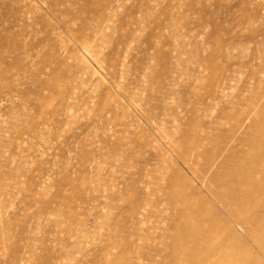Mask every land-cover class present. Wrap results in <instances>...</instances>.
<instances>
[{
    "label": "rangeland",
    "instance_id": "1",
    "mask_svg": "<svg viewBox=\"0 0 264 264\" xmlns=\"http://www.w3.org/2000/svg\"><path fill=\"white\" fill-rule=\"evenodd\" d=\"M259 154L264 0H0V264H180Z\"/></svg>",
    "mask_w": 264,
    "mask_h": 264
},
{
    "label": "bare ground",
    "instance_id": "2",
    "mask_svg": "<svg viewBox=\"0 0 264 264\" xmlns=\"http://www.w3.org/2000/svg\"><path fill=\"white\" fill-rule=\"evenodd\" d=\"M260 154L254 157L253 170L243 173L242 181L219 182L217 185L216 171L212 175L210 174V178L205 175L206 178L204 177L205 170L198 173L195 169L199 182H202V186L210 194L211 204H207L206 199L200 198L197 201L205 206L206 212L204 206L200 204L199 206L189 205L188 212H181V218L184 221L193 220L191 222H194L195 228L190 230L186 229V226L182 227V234L179 236L182 240L177 241L180 255L183 257L180 264H262L255 258L249 247L242 246L241 242L242 239H245L246 243L249 242L264 260V195H259L258 201L254 205L252 204L253 206L243 207L241 198L250 196L252 192L242 193L239 190L245 185L250 186V189L260 185L261 182L254 179L255 174L260 175L263 178L260 181L264 182V155ZM197 175L195 174V176ZM230 183H235V185L234 188L228 190ZM212 184L213 186H211ZM260 186L263 187V185ZM186 202L189 203V201ZM238 233H241L242 236L240 237ZM187 240L190 247H184ZM199 250L202 251L199 252Z\"/></svg>",
    "mask_w": 264,
    "mask_h": 264
}]
</instances>
